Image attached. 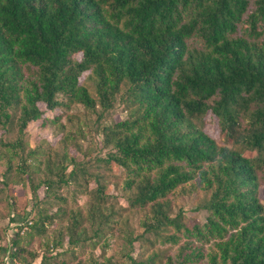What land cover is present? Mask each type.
Returning a JSON list of instances; mask_svg holds the SVG:
<instances>
[{"label": "trees", "instance_id": "1", "mask_svg": "<svg viewBox=\"0 0 264 264\" xmlns=\"http://www.w3.org/2000/svg\"><path fill=\"white\" fill-rule=\"evenodd\" d=\"M119 104L126 117L106 121ZM73 106L82 107L83 121L68 112V125L50 122L76 150L86 131L102 137L111 148L103 161L127 174L123 189L129 206L142 212L144 231L135 234L114 220L115 211L105 207V179L89 180L75 157L65 174V166L55 173L44 156L47 177L35 184L39 169L32 171L29 160L38 151L24 154L18 138L4 144L12 155L3 175L12 169L27 175L33 207L46 208L23 223L10 218L2 264H58L52 251L65 238L74 248L101 240L107 247L121 230L130 264H264V0H0V124L17 122L23 134L45 110ZM208 115L224 143L207 132ZM16 183L3 179L1 193L8 196ZM70 184L91 194L86 211L56 193ZM194 188L205 191L200 209L208 214L190 228L170 195ZM55 224L58 236L48 242ZM183 231L188 238L175 258L160 248L149 253L158 241L178 244ZM26 237L44 240L41 255L23 244ZM68 250L73 264H118L106 248L102 263Z\"/></svg>", "mask_w": 264, "mask_h": 264}, {"label": "rangeland", "instance_id": "2", "mask_svg": "<svg viewBox=\"0 0 264 264\" xmlns=\"http://www.w3.org/2000/svg\"><path fill=\"white\" fill-rule=\"evenodd\" d=\"M196 44V42H195ZM91 87L90 83L87 84ZM79 107H72L71 109H66L64 107L57 109L56 111H47L43 113V116L39 121L35 123H30L28 128L25 130L23 134H19L18 128L19 125L17 122L10 125H2L0 124V188H2L3 179H13L17 183L15 187L7 188V195L5 193H1L0 191V234L2 235V239L0 241V245L4 246L8 243L5 238V233H12L9 231V227L12 225L10 223V218L14 217L17 223H23L26 218L35 219L36 213L38 210L46 208L43 205H39L38 207H33L35 200L31 195V190L28 185V176L22 175L20 173H16L15 170H11L7 177L3 175V172L6 169L7 159L12 155V152L9 150L6 145L7 142L16 141V139H20L23 142L24 154L29 149H37L38 155L36 159H30L29 163H31L32 171H39L35 174V184L44 180L47 177L48 168L46 164L53 160V162H49L51 164L52 170L56 173H63L62 166L66 167L64 171L67 174L71 169L72 165L69 157H75L77 161L82 164L86 169L87 173L91 175L89 180H95V176L100 175L101 178L106 181V204L108 210H114V220L117 218L122 219L121 227L124 229H130L134 231L135 234H142L144 229L140 227L139 219L143 218L142 212L136 211L133 207H130L127 202V194L128 191H124L123 186L125 180L127 178V174H125L124 170L117 166V164L113 162L103 161L106 158L107 153L111 151V148L104 146L102 137L96 136L92 132H85V137L80 141V145L78 150L74 149L71 146H67L62 138L64 136V131L57 127L56 124H52L50 121L53 120L56 123H64L68 125V121L66 115L68 112H77L81 115L80 120L83 119L82 112L79 111ZM41 110L45 108L41 105ZM57 115V119L56 118ZM59 115V116H58ZM126 117V111L122 104L116 105L111 111L108 112L107 118L105 119L108 122L118 121L119 119H123ZM208 122L206 124L207 132L211 135L215 136L220 143L225 142V138L223 137L220 126L215 118L207 116ZM48 124L42 125L43 122ZM83 121V120H82ZM49 161L44 160V156H48ZM12 165L16 167L18 164V156L12 157ZM43 163V165H40ZM55 175V174H53ZM264 176V172L261 173ZM56 179L59 177L55 176ZM264 180V179H263ZM263 186L260 190V199L264 204V181ZM95 188V182L92 181L89 184V190L93 195ZM44 189L40 187L39 196L43 197ZM58 195H62L67 197V205L73 208H81V210L86 211L87 209V195L90 193L80 192L77 190L73 184L68 186H62L61 188L55 190ZM90 194V195H91ZM173 202V207L175 210H181L183 213V221L187 227L192 228L195 224H203L205 221V217L208 214L204 209L201 208V204L206 197V193L203 189L197 188L192 190V192H187L186 194L182 191H177L176 194L170 195ZM12 202V206L8 204ZM56 205V204H55ZM48 207L49 211L54 212L56 206ZM199 208V209H198ZM118 213V214H117ZM50 232L46 237V241L51 242L54 238L58 236L59 226L52 225L49 227ZM175 232V229H172V233ZM93 232L91 231V234ZM117 236H112L108 239L107 247H102V240L99 242L100 245L94 247L92 243H81L80 246L71 247L67 243V239L63 240V246L52 251L53 255L56 257V261L58 264H73L75 261L73 260V253L69 252L68 249L72 248L75 254L78 256H82L87 262L91 263L93 260H98L99 263H102L100 257L103 255V249L106 248L105 256H112L113 260L118 264H130L128 258L125 257V253H127L130 248L126 242L127 231L121 230L118 232ZM181 236L178 244H171L169 242L162 243L158 241L155 243V247L148 245L149 253L156 248H160L163 252L170 254L173 258H175V252L179 243H182L188 237L185 235V232H178ZM7 237V236H6ZM191 238V237H190ZM192 239V238H191ZM26 239L23 241V244L27 246H31L34 250H40L39 254L41 255V251L44 250V247H39V242L44 244V240L35 239L31 243L26 242ZM146 246V245H145ZM209 245H206V248ZM134 252L131 254L136 256L139 252V245L136 242L134 244ZM131 252V251H130ZM61 253V254H60ZM2 258V252L0 251V264ZM38 262V261H37ZM37 264V263H36ZM55 264V263H53ZM105 264V263H102Z\"/></svg>", "mask_w": 264, "mask_h": 264}]
</instances>
